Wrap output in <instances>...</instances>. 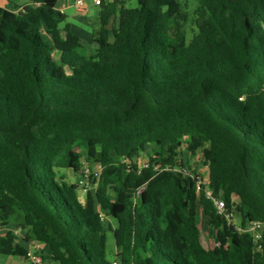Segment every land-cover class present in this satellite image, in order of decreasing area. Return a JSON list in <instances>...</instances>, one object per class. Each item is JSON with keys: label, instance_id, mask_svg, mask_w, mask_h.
<instances>
[{"label": "trees", "instance_id": "16d2710c", "mask_svg": "<svg viewBox=\"0 0 264 264\" xmlns=\"http://www.w3.org/2000/svg\"><path fill=\"white\" fill-rule=\"evenodd\" d=\"M57 2L0 7V230L16 212L52 264H264V240L214 207L264 224V0H197L190 42L179 0H103L94 53L61 38ZM90 164L95 196L59 178ZM16 239L0 235V261H28Z\"/></svg>", "mask_w": 264, "mask_h": 264}, {"label": "crops", "instance_id": "0c3cea01", "mask_svg": "<svg viewBox=\"0 0 264 264\" xmlns=\"http://www.w3.org/2000/svg\"><path fill=\"white\" fill-rule=\"evenodd\" d=\"M33 1L34 0H0V7L11 10V9H14L15 7L22 8V7L28 6V5L32 4ZM105 1L106 2L107 1L113 2L114 0H105ZM90 2L92 3V5H90ZM86 3H87L86 11L85 12H78L74 7V1L73 0H58L57 8L62 13H64L66 18H67L65 24L63 25V27H61L60 32H61V38L64 41H66L67 43L75 44L77 42H80L84 46L88 47L92 53H94L97 48H96V46L90 45V43H91L92 38H93V32L98 28V24L100 23V21H99V13L100 12H97L96 14H94L92 16L91 7H97V6H95L94 0H86ZM99 11H100V8H99ZM67 29L69 30V32L66 31ZM207 178H208V176H207ZM94 188L95 187L92 186L91 188H89L90 190L89 189L88 190L91 191ZM16 216H17V213L13 212L10 215V218L7 221L6 225L3 226L1 228V230L3 228L7 229V228H11V226H13L14 227L13 230L17 231L15 233V235L21 234V232H22V235H25V233L20 230L19 225L15 222ZM106 220H107L106 221L107 224L111 225V228L113 230L117 227V222L113 218L109 217V218H106ZM12 222H13V225L11 224ZM112 229H109V228L107 229V253H108L109 257L114 256L116 259V247L113 251H109V249H108V236L109 235L114 236ZM1 230H0V232H1ZM109 231L112 232V234H110ZM2 237H4V236H2ZM18 240L19 239L17 237L16 242ZM114 241H115V239H114ZM31 244L26 243L25 238H24L23 246L25 248H27V250ZM43 253H44L45 258L50 256V249L48 246H46V245L44 246ZM49 264H51V263H49Z\"/></svg>", "mask_w": 264, "mask_h": 264}, {"label": "rangeland", "instance_id": "374dc122", "mask_svg": "<svg viewBox=\"0 0 264 264\" xmlns=\"http://www.w3.org/2000/svg\"><path fill=\"white\" fill-rule=\"evenodd\" d=\"M179 1H180L181 5L183 6L184 11L188 14L189 22L186 24L185 30L188 33V35H187L188 36V42H190L191 39L194 37V35L197 33V32L195 33V31H196L195 10L198 8V2H197V0H179ZM90 5H92L91 2H90ZM91 12H92V16L94 14H96L97 12H100L99 11V7H91ZM99 27H100V23L98 24V28L97 29H99ZM148 154H149V151H147V153L144 154L145 158H147ZM183 158L184 159H188V155L187 154L184 155ZM202 159H203V155L200 153L199 160H197V161L200 162V161H202ZM197 161L196 160H190V164H194ZM201 166L202 167H201V170H200V175L202 176V178L207 179L208 171L202 165V163H201ZM97 167L98 166L95 165V164L85 165V168L94 169V168H97ZM58 174H59V178H61L62 176L66 177V179H67L66 181H67L68 184H77L79 182V180H82V176L81 175L76 174L74 171H72L70 169L59 170ZM91 185H93V183ZM91 193H92V196H95V188L91 190ZM79 196L82 198V200H85L86 197H87V191H85L83 188H81L80 191H79ZM109 197H110V199H111V201L113 203L116 201V194H115L114 191H112V190L109 191ZM238 209L239 208L237 207L236 210H238ZM199 213H200V218H201L200 219V223H201V228H202L201 241H202L203 245L205 246V248H211V247H213V243L208 238L207 217H206V215L204 213V210H203L202 206L199 207ZM234 218L236 220H238L237 211L234 212ZM11 224L13 225V222ZM13 228H14L13 226H11V228H7V229L3 228L1 230V232H0V235L1 236H6L9 232H12V233L15 234L17 231H14ZM109 233L112 234V232H110V231H109ZM16 236L19 239L17 242L19 244L23 245L24 244V238H25L24 236L25 235H22V232H21V234H17ZM108 249H109V251H113L115 249V241H114V236L113 235H109L108 236ZM109 259L111 261H114L115 257L114 256L113 257L110 256ZM0 264H30V262L29 261H25L24 259H22L20 257H14L12 255V253L10 251H8V253L6 255H4V257L0 261Z\"/></svg>", "mask_w": 264, "mask_h": 264}, {"label": "built area", "instance_id": "2783aa9c", "mask_svg": "<svg viewBox=\"0 0 264 264\" xmlns=\"http://www.w3.org/2000/svg\"><path fill=\"white\" fill-rule=\"evenodd\" d=\"M74 1V7L78 12H85L87 9V3L86 0H73ZM103 0H94L95 6L99 7L102 4ZM149 154L147 158L145 156L141 160V168L147 169L149 168V160H148ZM103 172V168L98 166L97 168L91 169V168H84L81 171L82 180H79L78 185L83 188H90L92 186L95 187V185H91V180H98ZM185 176L189 175L188 171H181ZM208 179H204L199 181V184H207ZM212 193L208 192V197H211ZM214 207L216 208L219 215L225 217V219L228 222L229 227L236 226L237 230L241 233H247L251 235L254 238V241L256 244H260L264 240V224L255 222V223H249L245 227H242L241 222L239 220H236L234 218V211L231 213L226 205V202L222 199H216L214 200ZM208 223V218H207ZM209 228V225H208ZM200 229L201 223H200ZM45 244L41 242H33L30 247L27 250V256L28 261L30 264H49L44 256L43 248Z\"/></svg>", "mask_w": 264, "mask_h": 264}]
</instances>
